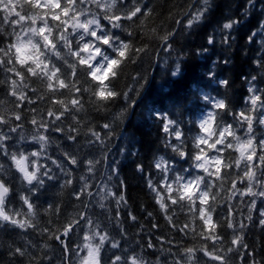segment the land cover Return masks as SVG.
Returning <instances> with one entry per match:
<instances>
[{
  "label": "trees",
  "instance_id": "16d2710c",
  "mask_svg": "<svg viewBox=\"0 0 264 264\" xmlns=\"http://www.w3.org/2000/svg\"><path fill=\"white\" fill-rule=\"evenodd\" d=\"M123 2L128 7L138 4L141 12L132 21H122V28H112L107 20L101 19L106 31L111 30L121 41L130 44L126 56L115 70L116 76L105 81L107 89L115 91L116 95L107 100L99 99L94 95L99 89L98 83L90 76L85 78L84 72L79 73L84 86L89 88L81 96L83 110L66 113L61 117L62 123L56 121L64 131L47 132L51 139L44 156L50 159L41 158L40 161L46 169L51 168L56 179L49 181L45 178V185L39 191L33 189L29 193L31 186L22 180L12 161H3L4 178L10 188L6 211L26 213L27 206L23 205L20 197L31 195L34 214L17 218L30 219L35 230L10 226L0 228V264H80V257L85 256L86 251L77 249L84 243L87 225L81 221L75 231L61 236L63 245L61 240L52 238V233H56L58 228L62 231L66 221L77 213L87 214L100 226V230L110 233V238L120 245L116 249H112L110 243L103 246L102 264H110L114 259L113 253L124 256L138 254L143 264H184L185 248L205 245L211 250L213 241H206L199 235L194 237L191 230H187V234L177 230L186 224L196 227L202 222L193 221L187 210V201L181 202L185 205L183 209L171 204L164 192L162 177L184 175L191 179L190 172L206 175L201 169L194 168L197 162L191 157L199 154L200 149L208 157L216 154V149L209 145L218 138V132L224 125L235 129L241 138H246L247 125L238 122L241 119L239 114L252 108L250 98L253 95L260 96L258 105L264 103V28H261L264 24V0H254L252 7L249 0H207V11L199 21L193 17L205 7V0ZM190 20L192 24L189 26ZM230 20L240 23L231 30L224 29L223 24ZM4 26H8V20H4ZM166 35L168 40L163 39ZM8 39L6 35L0 37L4 44ZM209 39L214 43L209 44ZM108 53L115 57L111 49ZM52 59L55 61V57ZM11 75L7 73V76ZM4 78L5 73L0 70V80ZM32 84L46 96H51V92L35 78H32ZM249 88L254 91L249 92ZM5 91V86L0 85V98L4 97ZM60 91L64 93L65 90ZM27 95L33 97L35 103L29 106L26 101L20 102L23 128L10 133L7 125L0 126L13 138L8 141L10 151H22L25 155L39 150V144L32 140L35 127L30 122L31 118L36 116L39 120L43 113L45 121L53 120L54 117L47 116V109L62 110L55 101L36 99L31 91H27ZM12 99L9 96L4 101L0 114L10 116L16 110L9 102ZM217 101H223L225 107L217 108ZM247 114L257 115L256 112ZM72 115H75V120ZM206 120L213 135L207 144H199L200 137L209 135L200 126ZM165 126L168 131H165ZM254 128L259 139L264 126L255 123ZM69 130L76 140L68 138ZM176 132L180 133L179 138ZM21 135L26 140L20 139ZM228 139L231 140V136ZM222 147L221 144L216 146L217 149ZM65 151L77 157V165L66 160ZM179 151L184 152L183 157ZM229 154L239 157V152L231 148L220 152L222 157ZM89 160L94 161L91 171L88 170ZM52 161L62 165L71 175L66 176ZM158 164L160 168H157ZM161 169L171 171L165 173ZM224 171L222 168V175ZM67 180L71 183L66 185ZM149 180L165 197L168 211L162 210L156 202L155 193L148 186ZM213 180L218 183L215 177ZM233 182L241 191L245 190L238 178L225 183L226 191L217 189L220 207L213 213V220L215 222L220 216L222 208L226 213L229 206H234L236 231L219 225L217 231L223 234L224 248L230 245L234 250L227 253L231 264H264V228L259 225L264 199L256 200V208L251 213L253 219L248 221L251 197H241L237 193L225 203L232 194ZM85 184L88 187L80 195ZM77 195H80L79 199ZM121 195L124 201L118 202ZM51 207H58L59 213L45 211ZM169 215L175 226L169 223ZM220 220L224 222L222 216ZM241 222L246 225L243 230L239 228ZM234 236H242L245 247L230 244ZM96 242L93 241L94 244ZM64 245L70 246L72 251H65ZM16 248L24 249L26 254L22 257L13 255ZM224 248L219 249L221 255L225 254ZM198 255L200 264H219V261H211L204 256L203 252Z\"/></svg>",
  "mask_w": 264,
  "mask_h": 264
},
{
  "label": "snow or ice",
  "instance_id": "6c2138e0",
  "mask_svg": "<svg viewBox=\"0 0 264 264\" xmlns=\"http://www.w3.org/2000/svg\"><path fill=\"white\" fill-rule=\"evenodd\" d=\"M249 5L250 7L254 6V0H249ZM18 7L20 10H17ZM206 11L207 0H205V7L198 10L193 19L199 21ZM140 12L141 7L138 4L128 7L123 0H22V2L21 0H0V14H2V18H0V37L5 35L9 37L6 44L0 41V70L5 73V78L0 80V85H4L6 88L4 97L0 98V106L10 96L14 99L9 102L16 109L10 116L0 114V126L7 125L10 133L18 132V129L23 128V111L20 110V102L26 101L29 106L35 103V99L28 96L27 91L34 93L36 99L43 100L47 98L50 101H55L62 109H47V116L54 117L53 120L45 121L43 113L40 114L41 118L39 120L36 116L31 118L30 122L35 127L32 140L39 144V150L31 151L28 155H25L22 151H10L11 145L8 144V141L13 138L4 133L2 127H0V228L10 226L24 230L29 228L35 230L30 219L17 218L19 216L31 217L34 214L35 205L32 202L31 195L20 197L23 205L27 206L28 211L26 213L6 211V197L10 188L4 178L5 166L3 161L5 159L12 161L15 169L21 174L22 180L31 186L28 189L29 193H32L33 189L39 191L45 185V178L49 181L56 179L51 174V168L46 169L40 162L41 158L50 159V157L42 156L41 152L45 145L50 142L51 138L47 135L48 131H64L56 121H61V117L65 116L66 113L83 110L81 96L87 93L89 88L84 86L79 73L82 71L85 78L90 76L92 81H96L99 89L94 92V95L99 99L107 100L115 96L116 92L109 91L105 81L116 76L115 70L120 66L122 59L130 49L129 43L121 41L111 30H105L101 24V19L107 20L112 28H122V21H132ZM4 20H8L7 27L4 26ZM238 23L240 21L230 20L223 24V28L231 30ZM191 24L192 20L189 21V26ZM17 26L19 30H17ZM9 28H11V31H8ZM261 28H264V24L261 25ZM255 35L256 33H253V36ZM227 36L228 34H226V38ZM163 39L168 40L169 37L166 35ZM249 42H251V37ZM208 43L212 44L214 40L209 39ZM108 49L115 53V57L108 53ZM53 57H55V61L52 59ZM7 73H11V77L7 76ZM32 78L41 82L44 89L51 92V96L48 97L44 92L33 87ZM60 90L65 91L61 93ZM253 91V88H249V92ZM77 93L79 95H76ZM260 99V96L253 95L250 98L252 108L239 114L241 119L238 122L247 125L246 138H241L236 135L235 129L224 125L218 132V138L209 145L210 148L216 149V154L208 157L207 153L200 149L199 154L191 157L197 162L194 168L201 169L206 175H193L190 172L191 179L184 175L162 177L164 192L168 194L167 199L171 200V204L178 205L183 209L185 205L181 202L187 201V210L193 221L199 220L202 222L196 227L186 224L177 230L184 231L186 234L187 230H191L194 237L199 235L206 241H213L211 250L205 245H194L185 248L184 264H200L201 258L198 255L200 252H203L204 256H208L211 261H219V264H231L227 253L234 250L230 245L224 248L223 234L217 231V226L233 229L235 232L236 224L233 213L236 208L229 206L226 213L222 208L220 216L223 217L224 222L221 223L220 216L214 222L213 213H216L217 208L220 207L221 199L220 192L217 189L226 191L224 188L225 183L237 178L241 184H244L245 190L241 191L236 183H231L232 194L227 197L225 203L230 201L237 193L241 197H251L248 208V221L253 219L251 213L256 208V200L258 198L264 199V133L257 139L254 128L255 123L264 126V103L257 104ZM216 107L224 108L225 105L223 101H217ZM31 110L29 108V111ZM4 111L7 112L8 110L5 109ZM252 112H256L257 115L247 114ZM71 118L75 120V115H72ZM16 121L21 123L17 124ZM200 126L206 132H209V135L200 137L199 144H207L211 135H213L210 125L206 120ZM105 127H108V125H105ZM165 131H168L167 126H165ZM70 132L71 130H69L68 138L76 140V137L72 136ZM92 134L96 135L94 132ZM175 135L179 138L180 133L176 132ZM228 136H231L232 139L229 140ZM20 139L26 140V137L21 135ZM218 144L223 146L222 149L216 148ZM230 148L238 151L239 157H233L231 154L228 157L220 155L222 150ZM174 151H178V149H174ZM63 155L70 164L77 165L76 156L67 151ZM179 155L183 157L184 152L179 151ZM52 163L61 168L66 176L71 175L56 161H52ZM88 165V170L91 171L94 161L89 160ZM30 168L33 170H30ZM157 168H160L159 164ZM222 168L225 170L223 175L221 174ZM210 169H214V171H210ZM228 169L233 171H227ZM161 171L167 173L171 169H161ZM213 177L218 183L214 182ZM65 183L66 185L70 184L71 180H67ZM148 186L155 193L156 202L160 205V208L168 211L164 202L165 197L161 196L157 185L149 180ZM87 187V184L81 187L80 195L84 193ZM80 195H77V199L80 198ZM88 195L91 196L92 194L88 193ZM121 201H124L123 195L119 196L118 202ZM45 211L57 214L59 208L51 207L45 209ZM259 216V225L264 228V211H260ZM167 219L169 223L175 226L171 215L167 216ZM133 220H135V217H133ZM81 221L84 225H87L88 233L83 235L84 243L79 245L77 249L78 251H86V255L80 257V264H102L101 251L103 246L110 243L111 248L116 249L120 245L110 238V233L100 230V226L95 224L87 214L77 213L76 216L66 221V224L62 226V231L58 228L56 233H52V238L61 240L63 245L64 241L61 236H68L69 232L75 231ZM245 227L246 225L243 222L239 224L240 230ZM197 228H199L198 233ZM205 229H207V232ZM94 240L97 241L95 244L93 243ZM230 244L245 247L242 236H234ZM64 247L65 251H72L70 246L64 245ZM221 248H224V255L219 252ZM25 254V250L21 248H16L13 253V255L21 257ZM113 256L114 259L110 261V264H143V260L138 254L124 256L113 253ZM174 264H177V262H174Z\"/></svg>",
  "mask_w": 264,
  "mask_h": 264
},
{
  "label": "clouds",
  "instance_id": "9594fccd",
  "mask_svg": "<svg viewBox=\"0 0 264 264\" xmlns=\"http://www.w3.org/2000/svg\"><path fill=\"white\" fill-rule=\"evenodd\" d=\"M47 147L48 145H45V147L43 148L42 152H41V155L43 156L45 154V152L47 151Z\"/></svg>",
  "mask_w": 264,
  "mask_h": 264
},
{
  "label": "rangeland",
  "instance_id": "374dc122",
  "mask_svg": "<svg viewBox=\"0 0 264 264\" xmlns=\"http://www.w3.org/2000/svg\"><path fill=\"white\" fill-rule=\"evenodd\" d=\"M86 255V254H85Z\"/></svg>",
  "mask_w": 264,
  "mask_h": 264
}]
</instances>
